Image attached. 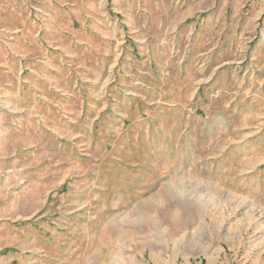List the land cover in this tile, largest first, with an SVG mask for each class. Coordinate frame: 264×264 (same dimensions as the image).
Returning <instances> with one entry per match:
<instances>
[{"label": "rangeland", "instance_id": "374dc122", "mask_svg": "<svg viewBox=\"0 0 264 264\" xmlns=\"http://www.w3.org/2000/svg\"><path fill=\"white\" fill-rule=\"evenodd\" d=\"M0 264H264V0H0Z\"/></svg>", "mask_w": 264, "mask_h": 264}]
</instances>
